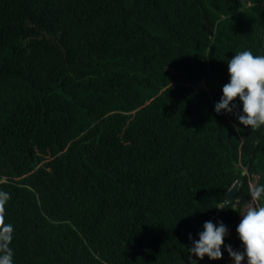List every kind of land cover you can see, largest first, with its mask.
Returning <instances> with one entry per match:
<instances>
[{
    "label": "trees",
    "instance_id": "16d2710c",
    "mask_svg": "<svg viewBox=\"0 0 264 264\" xmlns=\"http://www.w3.org/2000/svg\"><path fill=\"white\" fill-rule=\"evenodd\" d=\"M249 50L264 55V0H0L14 264H235L264 126L215 104ZM206 221L229 229L219 260L188 254Z\"/></svg>",
    "mask_w": 264,
    "mask_h": 264
},
{
    "label": "clouds",
    "instance_id": "9594fccd",
    "mask_svg": "<svg viewBox=\"0 0 264 264\" xmlns=\"http://www.w3.org/2000/svg\"><path fill=\"white\" fill-rule=\"evenodd\" d=\"M229 83L223 86V95L215 104V111L220 114H235L239 124L250 128L252 131L264 126V55H253L249 51L238 52L228 60ZM237 99L242 103V113L235 111ZM240 128L237 127V131ZM253 202L264 198V184L250 187ZM11 199L10 193L0 191V264H14V250L10 247L14 238V227L6 223V204ZM232 200H225L217 209L225 205L230 207ZM204 231L199 233V240H193L192 247L188 248L189 255H195L200 260L207 256L210 260H219L223 253L221 246L224 238L229 235V229L221 221L219 226L212 221H206ZM243 251L233 250L231 245H226V251L235 264H242L247 258V264H264V206L250 204L243 214L236 228ZM191 264H197L192 260Z\"/></svg>",
    "mask_w": 264,
    "mask_h": 264
},
{
    "label": "water",
    "instance_id": "95a60500",
    "mask_svg": "<svg viewBox=\"0 0 264 264\" xmlns=\"http://www.w3.org/2000/svg\"><path fill=\"white\" fill-rule=\"evenodd\" d=\"M245 174V173H243ZM241 183L242 181L241 180H237L234 185L230 188V190L228 191V194H227V197L226 199L234 202L237 198V194H238V191H239V188L241 186ZM225 207H227V205H225ZM225 207L223 209H221V212L225 209ZM220 212V213H221ZM193 257V256H192Z\"/></svg>",
    "mask_w": 264,
    "mask_h": 264
},
{
    "label": "rangeland",
    "instance_id": "374dc122",
    "mask_svg": "<svg viewBox=\"0 0 264 264\" xmlns=\"http://www.w3.org/2000/svg\"><path fill=\"white\" fill-rule=\"evenodd\" d=\"M252 185H253V187H254V185H255V182H253V183H252ZM253 203H254V202L251 200V201H250V203H249V205H250V204H253ZM249 205H248V206H249ZM248 206H247V207H245V209H244V211H243V214H245V213H246ZM243 214H242V216H243ZM214 218H215V217H214Z\"/></svg>",
    "mask_w": 264,
    "mask_h": 264
}]
</instances>
